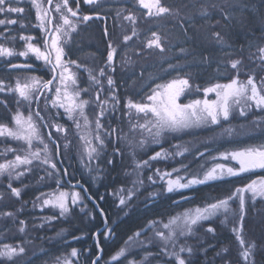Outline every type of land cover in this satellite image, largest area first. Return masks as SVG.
I'll list each match as a JSON object with an SVG mask.
<instances>
[{
  "label": "rangeland",
  "instance_id": "rangeland-1",
  "mask_svg": "<svg viewBox=\"0 0 264 264\" xmlns=\"http://www.w3.org/2000/svg\"><path fill=\"white\" fill-rule=\"evenodd\" d=\"M81 1L82 3H79L77 10L76 0H68V6L77 11L78 16L71 17L74 22L83 15H91L96 12L104 13L108 18L107 35L105 32L93 31L91 26L94 27L95 22H90L91 26L88 21L81 22L77 23L76 31L71 33L68 42L64 45L67 54L65 59L76 62L69 67L77 74L78 87L89 89V92L81 93V99L89 100V105L85 107V114L89 118L88 129L84 128L82 119L80 120L81 127L78 129L74 120L68 119L63 109L53 107L51 100L55 95L54 86H50L52 91L46 93L49 98L47 105H45V97L40 96L39 104L33 98L30 108L28 102L21 100L16 92L8 91V87L14 88L17 80L25 82L33 76L44 81L52 78L53 74L50 67L45 65L43 61L36 60L31 54L27 58L18 55L19 52L25 51L27 43L21 39V36L33 37L29 42L40 47L42 51L44 50L45 30L39 27L40 21L37 19L35 5L39 3L48 10V0H35V3L34 0H13V6L21 7L24 11L22 13H10L7 17L0 16L2 19L12 18L17 21L16 24L0 25V45L12 48L17 53L12 57H0V69H3V76L0 77V81L6 85L5 90L0 91V125L15 128L13 116L16 112L19 110L25 117L31 112L34 121L40 127L44 142L48 144L49 151L52 153V162L57 165V168L53 170L34 160L32 165H21L16 169V173H24L18 179L15 178V173L11 179L7 173L0 176V252L4 250V245H10L17 250L20 247L25 249L23 253L14 256L11 260L0 256V264H63L66 257L72 261V264H79L78 256L81 249L78 250L76 245L95 246L91 264L93 261H96V264H175L174 259H170L165 254L171 251V245L161 251L163 244L155 233L163 231L166 234L167 230L164 228V224L168 223L170 218L217 202L218 200L214 197V190L209 189L208 186L204 187V185L219 186V181L169 193L166 190V184L159 179V176L155 175L157 169L160 173L172 172L173 168L181 169L179 173L173 172L174 178L178 174L185 176L202 175L203 171L214 163H225L238 167L231 161L213 160L212 157L218 156L220 152L231 151L248 144H259L264 141V127H261L264 125V111H258L253 106L251 109H246V115L241 117L237 109L229 121L222 122L223 127L212 126L185 133L165 134V138L161 140L159 145L153 144L148 139L141 146L139 141L147 136V133L142 136L139 130L136 132L130 130L129 119L130 116L135 117V109L130 110L126 105L129 100L134 103L147 102L144 96L150 88L155 87V85L151 86L146 82L152 75L160 73V78L155 80V84L166 82L178 76L189 79L190 95L181 98L183 103L194 98H203V89L208 87L204 84L209 82L202 83V79H192L188 69L185 68L184 70L183 67H178L180 63H183L179 57H183L184 53L183 51L180 52V49L177 51L176 47L184 45L182 41L183 26L192 11L191 6L195 7L196 4L199 7L201 4L200 9H205L203 7H209L208 1L211 0H206V2L161 0L163 6L170 10L161 15H155L154 10L150 13L148 8L139 4V0H96L94 4H86L84 0ZM238 1L212 0L216 4V9L220 10L218 14H225L227 11L230 17L233 8L238 7L236 4ZM57 4H63V0H52L48 10L50 17L52 14L51 31H54L63 22L61 13L55 11ZM208 7L206 11L210 13ZM62 11L67 14L66 9H62ZM126 16H131L132 20L125 19ZM220 21L221 19H218L217 16L216 23L213 25H219L213 33H211L212 23L201 25V33L208 39L206 42L213 45L216 51L220 49L228 52V54L221 56L223 69L228 70V75L233 74L235 76L232 77L236 78L237 70L231 68V63L240 60L241 64L238 65L240 69L239 79L246 81L248 76H251L258 88L262 87L264 62L256 59V56L258 55V48L264 47V35L262 44L255 51L246 48L240 51L231 44V40L236 37H233L230 29L224 28L225 26L221 25ZM46 26L50 31V25H47V22ZM262 31L264 33V30ZM153 33L159 37L160 44L164 49L163 52L155 46L151 48L147 46L149 41L155 39ZM216 33H219V36H216ZM125 36H129L131 39L125 41ZM50 40L51 37H49V42ZM109 42L116 48V55L111 69L105 68L106 76L99 77V79L104 89H107V76L110 75L113 78L115 95L119 103L115 105L114 112L111 110L106 112L102 122L105 125L111 124L112 128L117 129V132L106 140L104 149L99 156L89 160L86 151L88 146L81 137L85 136L87 139H91L92 146H97L98 142L94 139L95 120L100 111L96 101L100 85H96L89 79V71L98 76L100 68L105 67ZM251 45L254 46L255 44H250V47H252ZM139 48L143 52L142 55L136 57L139 54ZM211 57L213 58V55ZM218 60L213 58L211 61L218 64ZM171 61L176 65L175 69L169 68L167 70L166 67L169 66H160L164 62L169 63ZM14 63H27L31 64L32 67L24 68L22 71L11 68L10 65ZM76 65L80 67L77 68ZM252 65H256V67L252 69ZM145 66L163 69L161 72L156 70L149 72L144 70ZM211 78L209 77V79ZM204 81L208 80L204 78ZM197 88L200 90L197 91ZM142 89L143 91H141ZM99 94L102 100L108 99L109 103L106 107L110 109L112 101L107 92H100ZM212 98H214V94L209 96V99ZM37 111L44 117V122L35 116ZM140 122L142 123L143 120ZM43 123H47L49 126L44 127ZM57 124L63 128V131L56 130L55 125ZM227 128L232 129L231 136L225 133L224 130ZM121 129L123 130L122 133ZM175 145H180L181 150L186 147L188 151L183 156L174 155L176 152ZM37 147L42 149L43 144L34 141L33 150ZM157 151H163L169 155L167 158L150 160V157L155 155ZM26 153L27 145L23 141L0 136V164L14 160L16 155L24 156ZM57 153L60 156L62 167L57 159ZM201 153L203 155H200ZM144 161H150V163L144 165ZM137 163L141 167L137 168ZM182 165H187L188 170L183 169ZM61 168H64L62 170H66V172H68V168L71 169V173L66 175L67 179L64 177L65 171L62 172V178L59 177L61 174L59 169ZM110 169H114L113 174H108ZM48 172L54 174L49 176ZM69 175L72 176L71 180L68 179L71 178ZM149 176L153 177L156 182L153 183L149 180ZM74 178L78 185L79 183L85 185L89 193H96L103 183H107L108 193L105 194V197L109 201H104L103 198L100 200V203L108 207L107 211L104 212L99 204L97 206L88 200L80 187L71 186L70 183L76 182ZM234 179L236 177L225 178L223 184L225 185L227 181ZM134 181L136 182L135 188ZM11 188H18L20 196L16 197ZM227 190L228 188L225 187L223 193ZM61 191L69 194V212L64 216L60 215L58 208L43 206L42 204L43 199L48 198V194H58ZM129 191H132L130 199L128 198ZM73 193L80 194V201L74 206L71 204ZM192 193H199L198 200H196L197 197L191 199L190 194ZM22 197L23 199L24 197L30 199L29 202H23ZM122 197L125 199L124 205L120 204ZM156 199L159 202L156 204L157 206L163 205L166 200H170L171 205L165 208L166 213L162 212L159 216L148 217L144 227L142 226L123 238L119 245H106L111 242L112 236L115 235L113 238L116 237L115 231L117 233V230L114 227L120 221L129 215L135 216L143 212V209ZM177 202L181 203L177 204ZM253 204V227L252 224L246 223L247 218L245 216L243 231H239L238 225L241 217L239 202L231 201L230 209L226 214H220L201 222L200 225L196 226V230L191 236L179 240L180 244L193 249L191 254L186 252L182 255L191 264H264V198L258 200L257 204L255 202ZM97 215L100 216L98 221H101V224L98 229L94 230L98 225L96 222ZM21 220L25 222L23 233L19 230L22 227L19 223ZM69 221H71V226L67 225ZM209 227H212L214 232H208ZM108 229H111V232H108ZM69 231H72L71 245L77 249V257L70 256L72 247L69 251L63 252L60 251L62 245H57ZM105 233L108 234L107 239H105ZM137 233L140 235L137 236ZM238 235L245 241L243 245L237 239ZM97 240H99V248L97 247ZM47 247H52L55 254H52ZM249 249V256L245 259L243 253ZM121 250L124 252L123 256L119 255ZM147 253H152V255L145 259ZM99 254L101 255L97 260Z\"/></svg>",
  "mask_w": 264,
  "mask_h": 264
},
{
  "label": "snow or ice",
  "instance_id": "snow-or-ice-1",
  "mask_svg": "<svg viewBox=\"0 0 264 264\" xmlns=\"http://www.w3.org/2000/svg\"><path fill=\"white\" fill-rule=\"evenodd\" d=\"M96 0H84L86 4H94ZM35 3V0H34ZM51 5L52 0H48ZM77 10L79 6V0H76ZM139 4L148 8L150 13L154 10L155 15H161L168 13L170 10L168 7L163 6L161 0H139ZM37 19L40 21L39 27L45 30L44 50L40 47L30 43L33 39L31 36H21L22 40H25L26 49L18 53L19 56L27 58L29 54L33 55L36 60L43 61L45 65L50 66L52 72V78L49 80H42L39 77L33 76L25 82L17 80L14 88L8 87V91L16 92L21 100L28 102L29 108L31 107L33 98L37 104H39L40 96L45 97V105L49 102V98L46 95L47 92L52 91L54 86L55 95L51 100L53 107L63 109V112L67 115L68 119L74 120L76 127H81L80 120H83L85 129L89 128V118L85 114V107L89 105V100L81 99V93L89 92L87 88L78 87V79L76 72L72 71L69 67L71 64H76L73 60H66V52L64 45L68 42L72 32L76 31L77 23L87 22L93 17L90 15H83L77 21H73L71 17H77V11L68 6V0H63V4H57L55 11L61 13L62 24L57 26L54 31H48L47 25H51V17L48 10L44 9L42 5L36 3ZM62 9H66L65 14ZM23 8L13 6V0H0V16L7 17L10 13H22ZM99 18V17H97ZM125 19L132 20L131 16H126ZM16 24L17 21L12 18L2 19L0 18V25L5 24ZM107 35V30H105ZM135 34V32H133ZM219 36V33L215 34ZM51 37L49 42L48 37ZM155 39L149 41L148 47L155 46L161 52L164 51L160 44V39L153 33ZM131 39L129 36H125L124 40L128 41ZM109 51L107 53V63L105 67L100 68L98 76L93 75L89 71V79L96 85H100L99 91L96 95V101L98 102L97 107L100 111L95 120V141L98 142L96 147L92 146V140L82 136L81 139L85 140L87 155L89 160L95 159L103 151L106 140L111 137L113 133L117 132V129L112 128L111 124L105 125L102 122V118L109 110L115 111V105L119 103L118 98L115 95V81L113 78L107 76V89L101 85L99 77H105V68L111 69L114 56L116 55V48L113 47L111 42L108 45ZM17 53L12 48L4 47L0 45V57H12ZM256 59L264 62V47L258 48V55ZM241 64L240 60L232 61L231 68L237 70L236 78H232L227 83H214L203 89V98H194L189 100L187 103L181 102V98L190 95L189 79L180 78L179 76L171 80H167L163 83H156L155 87L150 88L149 92L144 96L147 102L134 103L129 100L126 107L128 109H135V117L130 116L129 125L130 130L136 132L139 130L141 135L147 133L143 139L139 141V144L143 146L148 139L153 144L159 145L161 140L165 138V134L172 133H185L197 129L210 128L212 126L223 127L222 122H227L233 117L235 111L238 109L239 116L243 117L246 115V109H251L253 106L258 111H264V79H262V87L257 86V83L251 76H248L246 81L239 79L240 69L238 65ZM11 68H31V64H11ZM79 68V65H76ZM170 68L175 69V65H169ZM114 71V69H112ZM55 82V84H54ZM6 85L3 81H0V91L5 90ZM200 89L197 88V91ZM107 92L111 98V108L106 107L109 101L108 99H101L100 92ZM143 91V89L141 90ZM214 94V98L209 99V96ZM36 117H39L41 122H44V117L41 116L40 112L35 113ZM135 120V122H133ZM143 120L141 123L140 121ZM15 128H10L7 125H0V136L10 137L14 140L23 141L27 145V153L24 156L16 155L14 160H10L7 163L0 164V176L7 173L11 179L14 177L19 178L24 173H16V169L21 165H32L33 161H39L43 165H47L49 169L55 170L57 165L52 162V153L49 151V146L44 142L39 125L34 121L33 114L29 112L25 117L19 110L13 116ZM255 123V122H254ZM44 127H48L47 123H43ZM57 131H63L60 125H55ZM264 127V125H261ZM122 133V129L120 130ZM226 134L232 135V129L227 128L224 130ZM91 135V133H89ZM50 138V137H49ZM123 138V135H121ZM235 139V138H234ZM37 141L43 144V148L37 147L33 150V142ZM55 143V141H53ZM176 152L174 155L183 156L188 149L185 147L181 150L180 145H175ZM169 154L163 151H157L155 155L150 157V160H156L160 158H167ZM200 155H203L201 153ZM213 160L231 161L238 167H233L231 164L225 163H214L211 167L207 168L201 174H191L190 176L176 175L173 178V172L179 173L181 169L173 168L172 172L160 173L157 169L155 175L159 176V179L166 184V190L169 193L174 191H180L188 189L198 185H204L220 180H224L228 177H237L243 173H252L257 171H264V141L259 144H248L242 147H238L231 151L220 152L218 156H213ZM111 163V161H109ZM150 161H144V165H148ZM137 168L141 167L139 163L136 165ZM203 168V165L201 166ZM182 168L188 170L187 165H182ZM47 171V169H46ZM53 172H48V175H53ZM149 180L153 183L156 181L153 177L149 176ZM135 181L133 182L135 188ZM11 187V184H9ZM12 193L16 196H20V190L18 188H11ZM245 193H250L253 200L257 197L264 198V176H260L257 179L251 180L250 183L242 188H236L235 192L231 193L226 199H220L217 202L209 203L205 207H198L194 211H187L182 213L180 216L172 217L168 223L164 224V228L167 233L163 231H157L155 235L162 241L163 247L167 248L171 245V251L165 254L170 258L174 259L175 264H191L182 254H191L193 249L186 245L180 244L179 240L183 237L191 236L196 230V226L200 225L201 222L210 220L212 217L226 214L230 209V202L238 200L240 213L242 214L245 207ZM42 195H44L42 193ZM132 191H129L128 198L130 199ZM40 199V197H37ZM80 201V194L73 193L71 195V204L74 206ZM43 206H51L60 210V215L64 216L69 212V194L67 192H59L58 194H48V198L43 199ZM120 204H125V199H120ZM11 215V214H9ZM55 218V217H52ZM51 219V218H50ZM243 216L241 215V220ZM20 232H24L23 225L25 222L21 220ZM208 232H214L212 227L207 229ZM236 231V229H234ZM111 232V229H108ZM137 236L140 233L136 234ZM108 238V234L105 233V239ZM237 239L241 245L245 241L238 235ZM97 247L99 248V240L96 241ZM143 243V242H141ZM25 251L23 247L18 250L10 245H4V250L0 252V256L6 257L11 260L14 256L21 254ZM249 250L243 253L245 259L249 256ZM120 256L124 255L121 250ZM152 253H147V256ZM71 257H77L78 251L73 248ZM99 259V256L96 258ZM116 259V257H113ZM63 264H72L69 258H64ZM92 264H96L93 261Z\"/></svg>",
  "mask_w": 264,
  "mask_h": 264
},
{
  "label": "trees",
  "instance_id": "trees-1",
  "mask_svg": "<svg viewBox=\"0 0 264 264\" xmlns=\"http://www.w3.org/2000/svg\"><path fill=\"white\" fill-rule=\"evenodd\" d=\"M190 1L206 2V0H190ZM79 2L80 4L82 3L81 0H79ZM208 2L210 6L209 7L204 6L203 8L205 9H200V7L202 6L201 4L199 7H197L196 4L195 7H193V5L191 6L192 11L191 13H189L188 17L186 18V24H184L183 26L184 35L182 34V38H183L182 41L184 42V45L176 47V49H178L177 51H179L180 49V51H185V54L189 52L187 56L179 57L183 61V63H180L178 67H185L188 70H190L192 72L191 74L192 78L195 77L200 78V73H203L204 70L207 69V62L205 61V59L208 58L207 52L208 50L211 49L209 48L210 43L206 42L208 41V39H206V37L201 33L202 30L201 25L204 26L207 23L209 24L212 23L213 28L211 30V33L215 32L216 27L219 25V24L213 25L214 23H216L217 16L218 19L219 18L221 19L219 23L220 24L222 23L221 25H224L225 26L224 28L228 27L230 29L231 35L233 37H236L234 40H231V43L234 45V48H236L237 50H242L244 48L249 49L250 44L253 43L255 44L254 48L259 47L262 44L261 42L263 41L264 33L262 30H264V0H239L238 2H236L238 7L233 8L234 10L231 13L232 14L231 17L229 16V14H227V11H225L226 12L225 14L224 13L218 14L220 10L216 9V4H214L212 0ZM207 7L208 9H210V13L206 11ZM97 32L102 33V31L100 30H97ZM173 63H174L173 61L169 63L164 62L160 66H169L170 64L174 65ZM144 70L149 72L153 71L152 67L149 68L147 66L144 67ZM2 71L3 69H0V77L3 76ZM59 170L61 172L59 177L62 178L63 170L62 168ZM67 170H68L67 172L68 174L71 173V169L68 168ZM113 172L114 169H110V172L108 174H113ZM69 176L71 178L68 179L71 180L72 176L71 175ZM74 180L77 181L75 178ZM90 195L100 205V207L102 208V210H104V212L107 211L106 209L108 207L100 203L101 199L97 195L93 193H91ZM21 200L25 202L23 197ZM196 200H198V197L196 198ZM152 208L153 206H146L143 209V212L151 213ZM133 217H134L133 215L127 216L114 227V229L117 230V233L115 231L116 237L113 238L115 235L112 236L111 242L106 245H114V246L119 245L120 242L123 240V238H126L136 230L140 229L142 226L144 227L146 225V221L148 220L149 216L145 215L143 217L146 218L142 217L140 219H137L139 225L135 228L130 229V227L132 226V222L129 223L128 221L131 218L135 219ZM69 219L71 220V217ZM98 220H100L99 215L96 216V222L98 225L95 227L94 230L98 229L99 228L98 226H100L101 224V221ZM67 225L71 226V221H69ZM90 232L92 233V231ZM71 233L72 231H69L67 235H65V238L59 244H57V245H62L60 251L67 252L71 249V247L72 248L75 247L74 245H71V239H73ZM48 248L53 254L54 249H52V247H47V249ZM76 248H78V250L81 249L80 254L78 256V258L80 259L79 264H91L90 261L95 252V246L76 245ZM31 264H35V263H31Z\"/></svg>",
  "mask_w": 264,
  "mask_h": 264
},
{
  "label": "flooded vegetation",
  "instance_id": "flooded-vegetation-1",
  "mask_svg": "<svg viewBox=\"0 0 264 264\" xmlns=\"http://www.w3.org/2000/svg\"><path fill=\"white\" fill-rule=\"evenodd\" d=\"M93 14L94 15H98V17H99V18L94 17V18L91 19V21H88L89 23L90 22H93V23L95 22L94 27L91 26V23H90V26L93 29V31L100 30L103 33L105 32V30L108 31V18H107V15L104 14V13H101V12H96V13H93ZM98 28H100V29H98ZM106 41H108L107 38H106ZM104 50H105V48L102 51L103 54H104ZM108 51H109V49H108ZM142 52L143 51L139 48V54L136 57L142 55ZM180 52H182V51H180ZM183 53H184V56H187L189 54V52L185 54V51H183ZM205 61H207V59H205ZM217 63H218L217 64L218 67L216 66L215 69L212 68L211 69L212 71H209L208 69H205L203 73H200V78H198V79H202V83L203 82H209L207 84L205 83L204 84L205 86H210L211 84H214V83H217V82H220V81H221V83H227V82H230V80L233 78L232 76H235L233 74H229L228 75L227 74L228 70H226V69L224 70L223 69V67H222V58L221 57H220V59L218 60ZM169 68L170 67H166L167 70ZM152 69H153V71L156 70L158 72L159 71L161 72L163 68L155 69L154 67H152ZM183 69L185 70V67H183ZM229 71H232V70H229ZM188 73L191 76L192 72L190 70L188 71ZM135 75L137 77V73ZM209 77L210 78L212 77V78L209 79ZM159 78H160V73H157V74L152 75L151 78L149 80H147L146 82H148V85L152 86V85H155V83H154L155 80H158ZM191 78H192V76H191ZM204 78H206L208 81H204ZM192 79H196V77L192 78ZM260 176H264V171H257V172H252V173H243L239 177H236V179L227 181V183L225 185L223 184L224 181L221 180V181L218 182L219 186L204 185V187L208 186L209 189L214 190L213 193H215L214 197H215L216 200L226 199L231 193L235 192L236 188H242V187L246 186V184L250 183L251 180L257 179ZM76 183H78V182L76 181ZM225 187H226V189L228 188V190H227V192L223 193V191L225 190ZM201 188H203V187H201ZM82 191L84 192V195L86 196L87 194H86L85 190L82 189ZM87 191H88V189H87ZM182 196H189V195H182ZM182 196H180V197H182ZM190 196H191V199H192V198H195L197 196V194L196 193H194V194L192 193V194H190ZM260 199H261L260 197H257L255 200H253L250 193H245V207H244L243 213L241 214L243 216V219L241 220V217H240V222H239V225H238L239 231H243V225H244V219H245L244 217L245 216L247 218L246 223L249 224V225L253 223L252 224V227H253V225H254L253 213H252L253 205H254L253 202H255L257 204L258 200H260ZM169 201L170 200H166V202H169ZM236 201H238V200H233L232 202H236ZM154 203L158 204L159 203L158 199H156L154 201ZM174 203H175V201H174ZM180 203L181 202H177V204H180ZM108 255H109V253H108Z\"/></svg>",
  "mask_w": 264,
  "mask_h": 264
},
{
  "label": "bare ground",
  "instance_id": "bare-ground-1",
  "mask_svg": "<svg viewBox=\"0 0 264 264\" xmlns=\"http://www.w3.org/2000/svg\"><path fill=\"white\" fill-rule=\"evenodd\" d=\"M232 44V43H231ZM232 46L234 47V45L232 44ZM252 46V45H251ZM250 47V46H249ZM209 48H211L210 50H208V52H207V54H208V58H207V69L209 70V71H212L211 69L213 68V69H215V67L217 66V64H215V63H213L211 60L213 59V58H216V59H220V57L224 54H228V52L226 51V50H220L219 49V51H216V50H214V48H213V46H211V44H210V46H209ZM257 48V47H256ZM256 48H254V46H252V47H250L248 50H254L255 51V49ZM241 51V50H240ZM211 55H213V58L211 57ZM256 67V65H252V69H254ZM107 183H103V185L97 190V192L96 193H93V194H95V195H97L100 199L101 198H103V200H105V201H109L108 199H106V197H105V194H107L108 192H107ZM88 189V188H87ZM106 190V191H105ZM92 193V192H91ZM90 193V194H91ZM24 200H25V202L27 201V202H29V200L30 199H28L27 197H24ZM107 206H109V205H107ZM148 206H153V208H152V210H151V213H148V212H141V213H138L137 215H135L133 218H135V219H130L128 222L129 223H131L132 222V226L130 227V229H132V228H135V227H137L138 225H139V222H138V220L137 219H140V218H142L143 216H159V214L160 213H162V212H164V213H166L167 211H166V207L167 206H170V202H164L163 203V205H160V206H157L155 203H153V202H151ZM143 218H146V217H143ZM253 224V223H252ZM79 225H81L80 223H79ZM206 246V245H205Z\"/></svg>",
  "mask_w": 264,
  "mask_h": 264
},
{
  "label": "water",
  "instance_id": "water-1",
  "mask_svg": "<svg viewBox=\"0 0 264 264\" xmlns=\"http://www.w3.org/2000/svg\"><path fill=\"white\" fill-rule=\"evenodd\" d=\"M48 8L50 9V5L48 4ZM48 9V10H49ZM51 18H52V14H51ZM51 21H52V19H51ZM52 30V23H51V25H50V31ZM49 38V37H48ZM58 157H59V155H58Z\"/></svg>",
  "mask_w": 264,
  "mask_h": 264
}]
</instances>
